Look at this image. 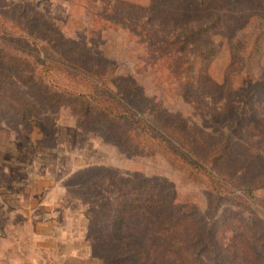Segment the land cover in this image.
<instances>
[{"label":"trees","instance_id":"trees-1","mask_svg":"<svg viewBox=\"0 0 264 264\" xmlns=\"http://www.w3.org/2000/svg\"><path fill=\"white\" fill-rule=\"evenodd\" d=\"M114 1L119 5L118 21H110L131 43L135 71L148 74L164 98L191 97L210 86L213 99L215 90L220 99L231 91L243 115L264 103V30L256 26L249 37L237 35L246 28L245 18L264 14V0H211L218 5L192 0L195 4L180 14V21L136 0ZM247 1L253 5H242ZM95 2L72 0L71 5ZM101 11L94 21L99 28L106 19ZM29 23L25 11L15 16L0 11L1 61L36 73L55 100L73 102L79 112L96 114L133 152L162 154L191 181L206 184L214 216L223 201L245 212L255 209L258 192H264V173L253 177L248 164L239 170L228 164L229 135L217 144L202 139L204 144L184 125L152 117L149 112L155 102L144 95L133 76L118 80L111 63L75 52L64 43L61 47L54 38L42 41ZM223 51L227 59L215 73L212 68ZM13 101L17 107L24 103ZM31 113L29 108L18 111L23 119ZM133 179L122 183L129 191L118 194L116 204L106 198L102 205L105 227L98 235L99 244L105 251L108 246L117 249L116 264H160L157 260L163 253L173 264H264V230L256 221L237 214L202 225L194 209L179 210L182 198L177 191L155 180Z\"/></svg>","mask_w":264,"mask_h":264},{"label":"rangeland","instance_id":"rangeland-1","mask_svg":"<svg viewBox=\"0 0 264 264\" xmlns=\"http://www.w3.org/2000/svg\"><path fill=\"white\" fill-rule=\"evenodd\" d=\"M71 1L0 0V11L14 16L25 11L28 26L42 41L54 38L61 47L64 43L75 52L111 63L118 80L133 76L144 95L155 102L149 112L152 117L184 125L204 144H217L229 135L228 164L235 170L248 164L253 177L264 173V103L243 115L231 91L220 99L215 90L213 99L210 86L191 97L164 98L148 74L135 71L131 43L110 21H118L119 5L114 0H96L95 5H71ZM136 1L179 21L188 5L195 4ZM203 5L218 4L206 0ZM261 5L264 11V2ZM101 8L106 19L99 28L94 21ZM259 15L245 18L246 28L237 35L249 37L256 26L264 30V14ZM221 55L212 68L215 73L227 59L226 51ZM52 95L36 73L16 70L0 60V264H116L117 249L108 246L105 251L99 244L98 235L105 227L102 205L106 198L116 204L118 194L129 191L122 183L136 177L177 191L182 198L179 210L194 209L202 225L240 214L264 230V192H258L255 209L249 212L223 201L214 216L206 184L191 181L162 154L133 152L96 114L81 113L73 102ZM12 99L24 103L17 107ZM25 108L32 113L23 119L18 111ZM163 255L157 262L173 264Z\"/></svg>","mask_w":264,"mask_h":264},{"label":"crops","instance_id":"crops-1","mask_svg":"<svg viewBox=\"0 0 264 264\" xmlns=\"http://www.w3.org/2000/svg\"><path fill=\"white\" fill-rule=\"evenodd\" d=\"M61 241H62V242H66V240H63V239H61ZM70 253H71V252H69V254H70Z\"/></svg>","mask_w":264,"mask_h":264}]
</instances>
